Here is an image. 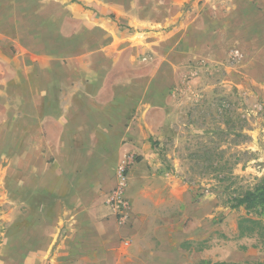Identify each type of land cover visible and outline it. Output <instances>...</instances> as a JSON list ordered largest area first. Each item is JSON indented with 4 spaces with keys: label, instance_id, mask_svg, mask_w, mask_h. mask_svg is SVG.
Returning <instances> with one entry per match:
<instances>
[{
    "label": "crops",
    "instance_id": "0c3cea01",
    "mask_svg": "<svg viewBox=\"0 0 264 264\" xmlns=\"http://www.w3.org/2000/svg\"><path fill=\"white\" fill-rule=\"evenodd\" d=\"M232 47L225 81L264 110V0H0V264L263 260L238 236L245 210L197 193L149 143L175 77ZM121 163L123 220L106 203Z\"/></svg>",
    "mask_w": 264,
    "mask_h": 264
},
{
    "label": "rangeland",
    "instance_id": "374dc122",
    "mask_svg": "<svg viewBox=\"0 0 264 264\" xmlns=\"http://www.w3.org/2000/svg\"><path fill=\"white\" fill-rule=\"evenodd\" d=\"M234 49L239 50L232 47L224 63L200 71L188 67L174 76L168 121L152 123L148 140L172 173L221 205H228L235 189L252 186L264 176L262 103L225 81L223 68L242 57L239 50L240 58L232 60ZM154 114L164 118L162 111Z\"/></svg>",
    "mask_w": 264,
    "mask_h": 264
},
{
    "label": "trees",
    "instance_id": "16d2710c",
    "mask_svg": "<svg viewBox=\"0 0 264 264\" xmlns=\"http://www.w3.org/2000/svg\"><path fill=\"white\" fill-rule=\"evenodd\" d=\"M233 195L228 198L230 208L245 210L237 220L239 237H254L264 248V176L258 179L252 186L235 189ZM222 264H264L263 260L229 262Z\"/></svg>",
    "mask_w": 264,
    "mask_h": 264
},
{
    "label": "built area",
    "instance_id": "2783aa9c",
    "mask_svg": "<svg viewBox=\"0 0 264 264\" xmlns=\"http://www.w3.org/2000/svg\"><path fill=\"white\" fill-rule=\"evenodd\" d=\"M232 60H238L240 58L239 50H232L230 53ZM116 175L118 177V183L108 194L106 203L113 209L120 220L126 218L127 212L130 208L128 200L125 198L123 192L126 185V164L121 163L116 168Z\"/></svg>",
    "mask_w": 264,
    "mask_h": 264
}]
</instances>
